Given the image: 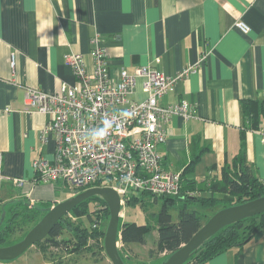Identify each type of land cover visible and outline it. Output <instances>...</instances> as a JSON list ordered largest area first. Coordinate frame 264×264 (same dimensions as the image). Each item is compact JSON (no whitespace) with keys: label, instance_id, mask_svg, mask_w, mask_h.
<instances>
[{"label":"crops","instance_id":"obj_1","mask_svg":"<svg viewBox=\"0 0 264 264\" xmlns=\"http://www.w3.org/2000/svg\"><path fill=\"white\" fill-rule=\"evenodd\" d=\"M238 21L250 27L248 34L236 28ZM93 37L105 49L115 78L120 70L132 74L144 66L174 76L202 57L158 101L163 107L183 101L191 107L189 118L174 115L163 126L166 140L157 146L161 165L183 173L199 196H208L198 187L219 177L243 150L264 184V0H0V172L25 181L15 188L0 180V203L33 200L34 207L62 201L54 197L59 182H33L32 164L52 156L54 139L50 134L45 143L39 141L49 117L25 114L24 95L28 87L53 93L74 84L65 56L82 54L90 70ZM246 102L256 107L244 108ZM250 113L256 114V128ZM145 245L124 248L135 255ZM237 255L233 248L205 264H237ZM127 257L129 264H145ZM242 264H264V228L243 248Z\"/></svg>","mask_w":264,"mask_h":264},{"label":"built area","instance_id":"obj_2","mask_svg":"<svg viewBox=\"0 0 264 264\" xmlns=\"http://www.w3.org/2000/svg\"><path fill=\"white\" fill-rule=\"evenodd\" d=\"M235 26L243 34L250 32L243 21ZM90 43V70L82 54L65 56L64 64L70 68L74 84H62L53 93L26 88L23 112L49 117L38 138L41 143L50 134L54 139L52 156L40 157L32 164L33 182L53 184L61 180L73 189L111 188L119 197L123 217L132 196L179 195L181 174L163 169L157 146L166 140L163 126L168 120L174 115L189 118L191 107L185 101L163 107L158 101L193 72L203 58L195 67L174 76L144 66L132 74L120 70L115 78L109 74L107 54L98 38L93 37ZM11 57L13 66L14 56ZM129 96L133 99L129 100ZM3 179L15 188L25 184L21 178H6L0 172ZM91 227L98 228L99 221L95 220Z\"/></svg>","mask_w":264,"mask_h":264},{"label":"trees","instance_id":"obj_3","mask_svg":"<svg viewBox=\"0 0 264 264\" xmlns=\"http://www.w3.org/2000/svg\"><path fill=\"white\" fill-rule=\"evenodd\" d=\"M248 104L255 103L246 102L244 108ZM250 120L252 128L257 127L256 114L250 113ZM254 117L256 119H254ZM201 150L192 159L191 165H194L201 154ZM180 179V192L176 197L168 196H152L148 193H142L131 197L127 205L140 207L143 205L145 198L150 197L154 204L160 203V209L154 213V226L157 231L155 241V252L166 255L163 257L162 263L168 256L177 251L185 245L189 239L200 229L203 225V217L209 219L217 211L243 204L260 197H264V184L261 183L253 174L250 166L246 164L245 153L240 150L237 156L233 159L230 165H225L221 168L219 177L211 180L208 184L199 186L198 188L204 189L209 192L208 196H199V190L196 189V184L190 179H186L184 174H181ZM203 187V188H202ZM75 189L74 194L79 193ZM188 192H196V196H189ZM92 205V208H91ZM126 205V206H127ZM198 207L205 210H212L222 205L221 208L214 211L210 216L201 213L194 209ZM176 208L177 216L176 221H173L170 211ZM46 210H37L28 204H16L9 206L5 212L3 222L0 224V247L10 246L23 239L27 232H22L18 238H14L15 234L21 231L27 224L33 226L43 217ZM102 211L103 219L109 218V211L105 202L98 196L90 197L80 204H78L71 212L79 219L87 217L91 222V226ZM95 219V220H94ZM264 228V213L246 218L232 225L226 226L209 238L203 246L192 254L190 259L185 264H205L211 259L217 257L224 252L237 248V264H242V250L253 239V237ZM153 225L149 223L136 224L120 223V242L125 247L129 244H146L145 237L151 232ZM95 231L85 228L79 221L76 224L63 217L52 229L50 234L44 238L41 243H46L53 248H59L62 245L70 246L71 251L79 252L83 250V240ZM69 235L68 238H61L63 233ZM104 231L101 232L103 234ZM95 234V232L93 233ZM92 234V235H93ZM85 246V245H84ZM69 250V247L68 249ZM121 256V255H120ZM125 264H129L121 257Z\"/></svg>","mask_w":264,"mask_h":264},{"label":"water","instance_id":"obj_4","mask_svg":"<svg viewBox=\"0 0 264 264\" xmlns=\"http://www.w3.org/2000/svg\"><path fill=\"white\" fill-rule=\"evenodd\" d=\"M93 196L100 197L109 211V221L104 235L105 254L111 264H125L118 250L121 218L119 197L111 188L98 187L76 193L48 208L43 217L26 233L22 240L10 246L0 247V261L15 260L34 244L41 242L63 217L78 204ZM262 213H264V197L221 209L214 213L185 245L160 264H185L194 252L222 228ZM4 216L5 213L1 216L2 220Z\"/></svg>","mask_w":264,"mask_h":264},{"label":"rangeland","instance_id":"obj_5","mask_svg":"<svg viewBox=\"0 0 264 264\" xmlns=\"http://www.w3.org/2000/svg\"><path fill=\"white\" fill-rule=\"evenodd\" d=\"M58 188L54 192V197L59 198L60 200L64 201L67 198L71 197L74 194L75 189L70 187L68 184H65L63 181L59 180L57 181ZM91 188H97V187H91ZM9 189V188H8ZM90 189V188H87ZM84 189V190H87ZM78 191H84L83 189H77ZM10 193H15V191L9 189ZM18 202L22 200H17ZM22 203L31 205L28 202L23 201ZM10 206V204H7V202H1L0 203V224L3 222L1 219L2 214H4L7 210V208ZM54 206V205H53ZM49 204V202H46V204H39V202H36L34 208L37 210H46L48 208L53 207ZM222 205H219L215 209L212 210H202L197 209L198 211H202L201 213H204L208 216L212 215L214 211L221 208ZM92 208V205H91ZM199 208V207H198ZM160 209V203L157 205L154 204L150 197L145 198L143 201V205L140 207L139 204L136 206L133 205H127L124 208V215L120 218V223H136V224H144L149 223L153 225V229L151 232H149L146 235V245L145 247H139L140 250L137 251V254L134 255L132 251H128L124 248L122 243L118 240V250L121 255L126 260V257L128 255H132L134 257H137V259L141 260L142 262H145V264H158L165 254L159 253H153L155 252V241L157 236V231L154 226V213ZM172 215L173 221H176L177 216V209L173 208L170 211ZM101 215L97 216L93 214V216L96 218L97 221H99V227L95 228L91 235L84 239L82 242L83 244V250L79 252L71 251V247L68 245L67 247L62 245L59 248H53L48 246L46 243H36L32 247H30L27 251H25L22 255H20L18 258L12 261L3 262L0 261V264H111L107 263L106 260L109 261L107 258L105 251H104V235L105 231L108 225V219H103L102 211H100ZM67 220H70L71 222H74L75 224L77 222H81L82 225L90 229L91 228V222L88 220L87 217L79 219L78 217L74 216L72 213L67 214L66 216ZM95 220V219H94ZM203 224L206 223V217H203ZM33 227V224H27L21 231L17 232L14 236V238H18L22 232H28ZM104 231L103 234L101 232ZM95 232V234H93ZM93 234V235H92ZM69 235L65 232L62 234L61 238H68ZM85 245V246H84ZM69 247V250H67ZM71 249V250H70ZM128 258V257H127ZM128 260V259H127ZM110 262V261H109ZM129 262V261H128Z\"/></svg>","mask_w":264,"mask_h":264}]
</instances>
